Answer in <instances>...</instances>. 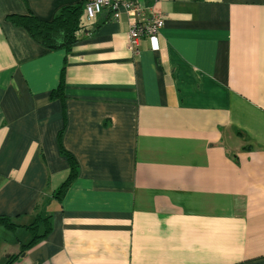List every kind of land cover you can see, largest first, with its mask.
<instances>
[{"label": "crops", "instance_id": "crops-1", "mask_svg": "<svg viewBox=\"0 0 264 264\" xmlns=\"http://www.w3.org/2000/svg\"><path fill=\"white\" fill-rule=\"evenodd\" d=\"M81 1L0 0L2 264L37 214L9 264H264V0H140L164 23L136 57L125 13L69 50L6 18Z\"/></svg>", "mask_w": 264, "mask_h": 264}, {"label": "trees", "instance_id": "trees-1", "mask_svg": "<svg viewBox=\"0 0 264 264\" xmlns=\"http://www.w3.org/2000/svg\"><path fill=\"white\" fill-rule=\"evenodd\" d=\"M85 1L82 0L81 3L76 5L64 6L54 16L48 19L39 18L31 13L9 14L6 18L14 26L26 30L30 37L43 47L49 50L64 47L69 50L71 45L78 40L82 30L85 29ZM61 88L62 81L55 88L54 93H61ZM60 151L67 159L69 169L66 178L54 191V196L59 199L78 174V163L74 156L65 150L63 146L60 147ZM0 224L10 229L15 227V224L6 215H0ZM25 227L31 233L30 240L27 243L21 244L22 247L17 254L8 255L5 264H9L14 258L22 254V252L46 237L50 230L49 216L37 214L32 222L25 225ZM40 227H42L41 231H39Z\"/></svg>", "mask_w": 264, "mask_h": 264}, {"label": "built area", "instance_id": "built-area-1", "mask_svg": "<svg viewBox=\"0 0 264 264\" xmlns=\"http://www.w3.org/2000/svg\"><path fill=\"white\" fill-rule=\"evenodd\" d=\"M109 10L113 19H119L122 13L128 17L127 47L136 57L140 52L143 37L153 38L162 28L163 15L153 8L145 6L140 0H86L84 4L87 19Z\"/></svg>", "mask_w": 264, "mask_h": 264}, {"label": "rangeland", "instance_id": "rangeland-1", "mask_svg": "<svg viewBox=\"0 0 264 264\" xmlns=\"http://www.w3.org/2000/svg\"><path fill=\"white\" fill-rule=\"evenodd\" d=\"M0 234H1V232H0ZM1 252H2V250L0 248V257H1ZM5 262H6V260L4 261V264H5ZM0 264H2V261H0Z\"/></svg>", "mask_w": 264, "mask_h": 264}]
</instances>
